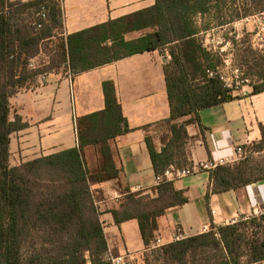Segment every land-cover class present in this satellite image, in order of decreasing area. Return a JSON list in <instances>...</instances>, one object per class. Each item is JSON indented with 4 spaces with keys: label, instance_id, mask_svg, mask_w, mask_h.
Instances as JSON below:
<instances>
[{
    "label": "trees",
    "instance_id": "obj_1",
    "mask_svg": "<svg viewBox=\"0 0 264 264\" xmlns=\"http://www.w3.org/2000/svg\"><path fill=\"white\" fill-rule=\"evenodd\" d=\"M260 1L154 0L148 8L65 35L59 0H0V264L108 263L96 204L99 196L93 186L118 177L110 142L132 130L114 82L105 80L101 85L104 107L75 118L76 146L11 166L10 135L26 124L17 115L10 120L9 98L35 84L43 72L61 70L73 78L157 50L168 56L163 73L169 116L163 123L170 137L157 151L147 136L146 148L155 175L170 165L179 169L190 166L184 149L186 125H200V110L233 99L232 91L223 87L218 77L207 76V70L215 69L220 60L212 47L204 45L205 34L233 23L241 5L253 7ZM140 31V36L125 39L126 34ZM259 51L264 57V49ZM42 52L48 54V64L30 68V60ZM258 75L261 77V72ZM259 91H264V86L254 87V93ZM187 116L189 119L173 123ZM259 131V141L244 146L246 151L264 154V124L259 125ZM208 173L207 199L209 194L264 180V155L257 162L245 157ZM155 192L152 199L127 194L122 209L111 211L117 225L137 220L148 249L155 241L156 218L187 202L183 192L174 188V181H162ZM149 251L150 256L155 255L154 263L148 260ZM256 261H264V216L219 226L217 235L199 233L149 249L144 256L145 264Z\"/></svg>",
    "mask_w": 264,
    "mask_h": 264
},
{
    "label": "crops",
    "instance_id": "obj_2",
    "mask_svg": "<svg viewBox=\"0 0 264 264\" xmlns=\"http://www.w3.org/2000/svg\"><path fill=\"white\" fill-rule=\"evenodd\" d=\"M29 1V0H21ZM154 0H61L65 35L148 8ZM143 32L125 35L134 39ZM262 55L263 53L259 51ZM167 54L157 50L134 54L73 78L66 73L49 71L43 83L36 82L9 98L10 120L20 117L26 124L10 135L11 166L56 153L77 145L75 118L104 107L102 82H114L116 96L126 117L130 132L110 142L113 159L119 169L116 179L93 186L97 190V207L108 251L125 256L127 264H145L148 248L144 245L137 220L114 222L111 211L121 210L125 192L141 185L150 199L156 197L155 169L145 138L149 136L157 151L169 139L163 122L169 116V105L163 65ZM49 62L47 53L39 59ZM262 78V77H261ZM257 85L244 86L232 92L233 99L199 111L200 125L185 127V152L193 164L219 159L233 160L237 145L249 146L260 139L259 125L264 124V91L253 92ZM189 116L173 123H181ZM210 186L207 172H197L174 181L187 202L168 208L156 218L154 239L165 245L172 242L176 228L186 237L199 234L203 225L235 215L264 210V180L221 194H206ZM216 211L211 216L210 210ZM89 264V263H88Z\"/></svg>",
    "mask_w": 264,
    "mask_h": 264
},
{
    "label": "rangeland",
    "instance_id": "obj_3",
    "mask_svg": "<svg viewBox=\"0 0 264 264\" xmlns=\"http://www.w3.org/2000/svg\"><path fill=\"white\" fill-rule=\"evenodd\" d=\"M262 11H264V0L256 3L253 7L241 5L238 18L224 29L211 32L208 37L209 41H207L210 47L213 48L214 46L220 64L223 63V60H229L234 68L240 69L243 75L248 78L250 85L259 87L264 86V57L259 52V49H264V13H260ZM234 38L235 40L232 41ZM226 43L228 44L226 45ZM251 44L256 48H253ZM220 46H222V51L219 50ZM260 72L262 78L258 75ZM245 152V157H251L254 162L260 160V157L264 155L253 150H245ZM262 216L264 213L257 216L251 215L243 221H249L253 218L259 219ZM258 221L262 222V220ZM217 225L219 227L223 224ZM151 252L148 253V260L154 263L155 255L154 257L151 255V257Z\"/></svg>",
    "mask_w": 264,
    "mask_h": 264
},
{
    "label": "built area",
    "instance_id": "obj_4",
    "mask_svg": "<svg viewBox=\"0 0 264 264\" xmlns=\"http://www.w3.org/2000/svg\"><path fill=\"white\" fill-rule=\"evenodd\" d=\"M61 2V0H59ZM44 17V15H42ZM211 35L210 33L205 34V42L204 45H208L207 41H209L208 37ZM222 41L220 42V44ZM228 43H226L227 45ZM209 46V45H208ZM225 46V45H223ZM210 47V46H209ZM214 50V46L212 48ZM222 51V46H220V49ZM215 51V50H214ZM43 53V52H42ZM40 53L38 56L34 57L30 60L29 67L32 69L41 68L43 67L40 63ZM47 73L43 72L41 73L38 78V83H43L45 80ZM69 76V75H68ZM207 76L208 77H218V79L221 81L223 87L230 89L232 92L244 87L248 86L249 80L247 77L243 75V73L238 68H234L229 60H223V63L219 64L215 67L213 70H207ZM235 157L233 160L229 159H219L217 161H206V162H200L198 164H191L190 166H186L184 168H176L175 166H168L162 174L155 175V187L161 183L164 180L167 181H175L179 180L181 178H184L186 176L193 175L197 172H209V170L216 168L217 166H222L225 164H230L237 162L241 159H243L246 155L245 149L242 145H237L235 147ZM209 174V173H208ZM145 188L141 185L133 186L128 191L125 192V195L127 194H135V193H144ZM97 204V202H96ZM216 211L214 209L210 210L211 216H214ZM264 213V210L261 208H256L254 211L250 214H241V215H235L230 218L224 219L222 221L223 225H231L235 224L238 221H243L249 218L248 216L251 215H262ZM218 225L214 222L207 223L202 226L200 233H207V232H214L217 235V227ZM187 238L185 234L181 231V229L176 228L174 235L172 237V242L180 241ZM164 244L161 242L160 239H156L150 246L149 249H156ZM106 261L110 264H127L125 256H114L110 252L107 253L105 257ZM248 264H264V261H256Z\"/></svg>",
    "mask_w": 264,
    "mask_h": 264
},
{
    "label": "water",
    "instance_id": "obj_5",
    "mask_svg": "<svg viewBox=\"0 0 264 264\" xmlns=\"http://www.w3.org/2000/svg\"><path fill=\"white\" fill-rule=\"evenodd\" d=\"M107 264H110V263H107Z\"/></svg>",
    "mask_w": 264,
    "mask_h": 264
}]
</instances>
